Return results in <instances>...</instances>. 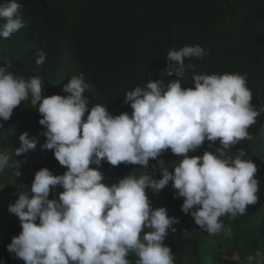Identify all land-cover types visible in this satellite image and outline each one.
I'll return each mask as SVG.
<instances>
[{
  "label": "clouds",
  "instance_id": "1",
  "mask_svg": "<svg viewBox=\"0 0 264 264\" xmlns=\"http://www.w3.org/2000/svg\"><path fill=\"white\" fill-rule=\"evenodd\" d=\"M17 0L0 4V38L7 39L26 26ZM206 55L200 45L173 48L167 53V74L176 79L149 80L124 98L131 115H113L96 104L89 109L85 95L91 85L83 75H72L62 86L64 95L44 96L40 76L25 79L14 74L11 64L0 65V122L13 115L22 101L31 97L43 117L46 131L43 148L67 170L54 175L42 168L34 175L30 189L18 193L8 211L20 221L22 231L11 239L9 253L24 264H175L165 240L179 223L165 207L153 208L147 190L159 193L169 182L175 198H183L181 211L189 214L209 235H231L222 217L246 215L260 191L258 167L240 149L228 152L242 140H252L248 129L264 109L252 104L247 73L193 74L194 88L182 87L186 72L195 73L193 58ZM39 52L37 65L45 63ZM14 157L34 150L37 141L24 132ZM214 152L190 156L205 142ZM179 157L172 171L163 160L169 150ZM0 152V172H21V162ZM150 160L158 169L149 172ZM111 166L138 165L143 172L128 174L117 183H105L102 162ZM94 165L95 167H90ZM160 175L162 178H154ZM58 197L49 199L56 188ZM238 259L237 257H234ZM247 264H264V249L247 257Z\"/></svg>",
  "mask_w": 264,
  "mask_h": 264
},
{
  "label": "trees",
  "instance_id": "2",
  "mask_svg": "<svg viewBox=\"0 0 264 264\" xmlns=\"http://www.w3.org/2000/svg\"><path fill=\"white\" fill-rule=\"evenodd\" d=\"M6 0H0V4ZM24 28L7 39L0 38V65L11 64L14 74L25 79L40 76L44 80V96L64 95L63 84L72 75H83L91 85L85 95L89 109L103 105L113 115L128 113L130 104L124 98L135 87H146L149 80L161 79L165 85L176 76L167 74L170 49L200 45L206 55L185 63H193L195 73L186 72L182 87L194 88L193 74L247 73L252 91V104L264 109V0H17ZM3 23V21H0ZM45 63L37 65L39 52ZM43 117L31 97L14 109L11 118L0 122V152L14 157L20 147L19 137L27 132L37 141L36 148L14 157L21 162V175L14 169L0 172V264H24L9 253L7 246L22 231L19 219L8 211L18 193L30 189L34 175L42 168L54 175L67 169L59 164L51 150L43 145L46 129L39 124ZM252 140H242L230 149L235 157L246 151L258 167L259 200L248 206L246 215L222 217L231 235H209L197 226L189 214L181 211L183 198H175L172 182L158 194L147 190L153 208L165 207L170 217L178 218L169 231L165 244L174 254L175 264H247V257L264 249V111L248 129ZM213 152L202 145L190 156ZM158 160L170 171L180 158L165 151ZM158 169L150 160L147 171ZM90 167H95L90 165ZM100 171L105 183H117L128 174L139 176L138 165L111 166L102 162ZM154 178H162L156 175ZM56 188L49 199L58 197ZM194 243L191 245V239ZM191 245V246H190ZM238 256V259L234 258ZM128 259L136 264L134 254Z\"/></svg>",
  "mask_w": 264,
  "mask_h": 264
},
{
  "label": "rangeland",
  "instance_id": "3",
  "mask_svg": "<svg viewBox=\"0 0 264 264\" xmlns=\"http://www.w3.org/2000/svg\"><path fill=\"white\" fill-rule=\"evenodd\" d=\"M203 145H206V146H208L213 152L216 150V148H218L219 147V141H217L214 145H212L211 147L209 146V142H205ZM228 152L230 153V149L228 150ZM0 190H1V186H0ZM194 243V239L192 238L191 239V242H190V244L192 245ZM190 245V246H191ZM236 257H237V255H236ZM237 259V258H236Z\"/></svg>",
  "mask_w": 264,
  "mask_h": 264
}]
</instances>
